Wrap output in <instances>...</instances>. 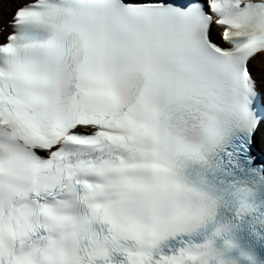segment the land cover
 I'll list each match as a JSON object with an SVG mask.
<instances>
[{"label": "snow or ice", "instance_id": "6c2138e0", "mask_svg": "<svg viewBox=\"0 0 264 264\" xmlns=\"http://www.w3.org/2000/svg\"><path fill=\"white\" fill-rule=\"evenodd\" d=\"M0 264H264V0H0Z\"/></svg>", "mask_w": 264, "mask_h": 264}]
</instances>
